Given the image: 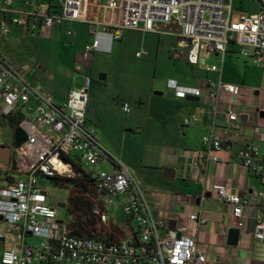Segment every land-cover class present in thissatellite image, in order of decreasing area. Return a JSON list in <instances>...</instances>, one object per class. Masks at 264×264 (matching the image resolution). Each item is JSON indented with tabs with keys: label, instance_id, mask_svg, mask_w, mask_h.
I'll return each instance as SVG.
<instances>
[{
	"label": "built area",
	"instance_id": "1",
	"mask_svg": "<svg viewBox=\"0 0 264 264\" xmlns=\"http://www.w3.org/2000/svg\"><path fill=\"white\" fill-rule=\"evenodd\" d=\"M96 0H58L59 10L50 12L48 5L38 7L28 3L26 17H13L12 22L25 24L33 20V28L48 34L64 21H87L89 2ZM235 0H105V7L118 10L120 21L112 29L92 28L93 39L85 46V60L98 50H109L115 40L122 38L127 29L143 32H161L159 23L175 25L177 44L187 51V60L192 65L205 63L211 55L222 54L229 45L237 46L239 53L250 57L254 64L264 69V0H256L259 10L234 11ZM243 2V0H240ZM6 6L12 0H6ZM9 9V8H8ZM0 33L7 34L6 22L0 23ZM72 34V31H68ZM142 51L137 52L141 57ZM26 66L15 67L0 57V116L22 111L19 123L27 136L20 147L13 145L6 173L0 176V244L5 242L7 232L16 236V244L4 248L0 264H199L207 256L197 241L185 233L186 227L161 231L167 221L155 216L150 204L149 193L132 176L128 168L111 154L97 139V130L87 121L89 88L91 79L84 77V86L72 88L67 101L59 105L54 99L38 89L27 78ZM208 71H218L216 64L207 66ZM168 87L177 97L196 96L203 98V87L178 84L168 80ZM208 96L216 99L214 110L219 112V103L224 96H239L242 88L238 84L222 79H208ZM226 102V129L234 131L241 127V113L230 98ZM123 109L130 111L128 103ZM30 112L31 116L26 114ZM199 119L193 114L184 119L188 125ZM49 127L52 132H45ZM264 142V131L261 132ZM209 158L217 160L214 152L224 149L222 136L215 131L203 137ZM242 164L255 174L264 172V146L249 144L238 151ZM86 162L94 166L87 171L95 179L98 203L95 213L103 225H118L124 234L112 231L117 237H79L68 230L67 221L59 220L56 204H51L46 181L49 177H75L76 165ZM107 162L114 167L111 171L102 168ZM44 182L40 183V180ZM218 200L232 205V216L237 227H242L245 200L231 193L226 185H213ZM264 202V191L259 192ZM62 202V201H61ZM123 203L126 225L110 217L112 206ZM198 220L197 213L189 215ZM36 237L37 244L29 242ZM254 237L264 240V218H258Z\"/></svg>",
	"mask_w": 264,
	"mask_h": 264
},
{
	"label": "crops",
	"instance_id": "2",
	"mask_svg": "<svg viewBox=\"0 0 264 264\" xmlns=\"http://www.w3.org/2000/svg\"><path fill=\"white\" fill-rule=\"evenodd\" d=\"M48 2L49 0L43 1L42 5ZM104 3L105 0L89 2V19L67 24L68 28L78 24L80 33H87L89 36L91 28L107 26L112 29L120 21L121 13L105 7ZM32 21L30 20V24ZM158 26L161 32L174 36L175 48L183 51L176 41L175 25L159 23ZM176 55L179 56L180 53ZM209 60L212 64H216L213 63L214 60L219 62L220 66L216 64L218 71L207 70V66L212 65H207ZM201 61L198 65L191 64L196 73L199 66H206L204 76L197 81L170 79L184 86L203 87V98L177 97L168 87V82L164 88L165 92L154 91L135 98L139 108V115L136 116L138 118H135V133L138 134L135 137V148L139 154L134 173L102 144L95 121L88 117L87 121L96 127L100 144L125 165L132 176L134 175V179L148 190L155 216L167 221V228L160 232L162 236H165L169 229L186 227L185 233L196 239L198 248L207 256V261L199 264H264V240L254 237L258 218H264V202L259 196V192L264 191V172L253 173L242 164L238 155L239 149L244 145L264 146L260 138L261 132L264 131V69L256 66L250 57L241 55L235 45H229L224 58L222 54L215 53L208 57L205 63L203 59ZM106 79L107 74L106 78L101 80ZM208 79H222L238 84L242 92L235 97L224 96L216 114V99L208 96L205 88ZM119 98L118 96L122 103L123 99ZM229 98L236 103L242 119L241 127L234 131L226 129L228 119L224 100ZM66 101L55 102L62 105ZM110 101H114V98ZM104 103L103 101L101 108L104 117L100 114L103 126L105 122L110 121V112ZM141 109L143 111H140ZM193 114H198L199 119L191 124H184V119ZM126 127L131 128L129 122ZM212 131L220 134L224 140V149L213 154L217 160L209 158L208 148L203 144V137ZM147 149L154 153V157L149 160L153 165L145 169L143 162ZM112 168L114 169L113 166ZM216 183L226 185L229 192L239 194L246 201L241 219L243 225L240 227V239L236 246L228 245V230L237 227L232 216L233 208L231 204L218 200L213 188ZM193 213L198 214V220L190 219L189 215Z\"/></svg>",
	"mask_w": 264,
	"mask_h": 264
},
{
	"label": "rangeland",
	"instance_id": "3",
	"mask_svg": "<svg viewBox=\"0 0 264 264\" xmlns=\"http://www.w3.org/2000/svg\"><path fill=\"white\" fill-rule=\"evenodd\" d=\"M43 1L46 0H12V4L6 6V0H0V23L5 17L6 26L10 31L5 35L0 34V56L15 67L26 66L29 81L53 97L57 103L66 101L70 88H82L84 77L89 76L91 87L87 117L95 121L100 141L107 150L134 173L139 154L135 148V137L138 135L135 133V118L139 115L135 98L154 91H164L170 78L195 82L204 76L206 66H199L196 73L187 60V51L175 48L174 36L135 29L125 30L122 38L112 43L111 49L98 50L89 60H85L84 47L91 42V36L80 33L78 24L73 25L78 34L70 37L66 34V21L63 25H56L50 35H44L39 28H33L32 22L30 26L27 23L12 22L13 17H26L24 12L28 3H36L41 7ZM238 10L255 12L259 10V4L256 0H235L234 11ZM138 51L143 52L141 57H137ZM176 53L180 55L177 56ZM213 63L220 66L216 60ZM209 64H212L211 60L208 61L207 65ZM101 73L107 74L106 80H101ZM118 96L123 99L122 103ZM113 98L114 101H110ZM103 101L110 112V121L105 122V126L101 124ZM123 103L129 104V113L123 110ZM25 112L34 119L30 112ZM126 121L129 122L130 129H127ZM43 130L52 132L49 127H44ZM13 140L14 130L4 120L0 121V145L11 147ZM153 157L154 153L147 149L143 162L145 169L153 165L149 163ZM7 164L0 161V169L4 171ZM82 166L89 172L95 169L86 162H83ZM102 168L108 171L113 169L107 162ZM42 182L43 179L40 180V183ZM2 183L0 182V185H3ZM46 185L50 191L52 205L61 201L67 202L68 188L55 186L50 180L46 181ZM122 205L121 202L117 206L113 205L110 217L128 228ZM56 211L59 220L69 219L68 207L56 206ZM7 237L8 239L0 244V257L4 248L16 244L15 234L7 232ZM29 242L37 244L38 240L36 237H30Z\"/></svg>",
	"mask_w": 264,
	"mask_h": 264
},
{
	"label": "trees",
	"instance_id": "4",
	"mask_svg": "<svg viewBox=\"0 0 264 264\" xmlns=\"http://www.w3.org/2000/svg\"><path fill=\"white\" fill-rule=\"evenodd\" d=\"M47 5L50 12L52 10L53 12H57L59 10L58 0H49ZM30 20L31 19L29 18V22L27 23L29 26ZM2 21H5V17H3ZM72 22L75 21L66 20L67 24H71ZM63 23L61 25H63ZM69 30L72 31V34L68 33ZM91 30L92 28L90 29V35L93 39ZM66 34L72 37L76 35V31L73 28L69 27L66 31ZM87 44H85V46ZM23 117L24 113L20 110L8 116H0V121L4 120L15 131L19 127V123ZM13 145H15L14 140ZM111 160L113 162L115 160L112 155ZM76 171L77 175L75 177H49V180L55 186L68 188L69 194L67 197L66 207L69 208V219L67 220V226L70 233L79 237H109V239L114 240L117 237L114 235V233L110 232L111 229L112 231H118L120 236H122L124 232H122L121 227H119L118 225H114L113 223L110 224V226L103 225L100 222L98 214L95 213V208L98 203V194L96 191L95 179L91 176V174L83 169V166L81 164L76 165ZM5 173L6 170L2 171L0 169V176Z\"/></svg>",
	"mask_w": 264,
	"mask_h": 264
},
{
	"label": "water",
	"instance_id": "5",
	"mask_svg": "<svg viewBox=\"0 0 264 264\" xmlns=\"http://www.w3.org/2000/svg\"><path fill=\"white\" fill-rule=\"evenodd\" d=\"M100 78H106V74L101 73ZM189 99H198L196 96H188ZM28 139L26 132L18 127L14 131V142L16 147L22 146ZM11 148L9 146L0 145V161L8 163L10 159ZM56 206L65 207L66 202H58ZM241 230L239 227H232L228 230V245L236 246L239 243Z\"/></svg>",
	"mask_w": 264,
	"mask_h": 264
}]
</instances>
